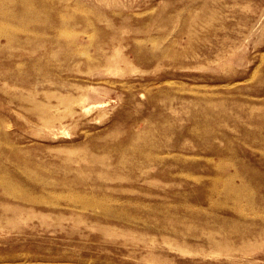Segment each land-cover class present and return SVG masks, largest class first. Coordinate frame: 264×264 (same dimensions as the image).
<instances>
[{"label":"rangeland","instance_id":"rangeland-1","mask_svg":"<svg viewBox=\"0 0 264 264\" xmlns=\"http://www.w3.org/2000/svg\"><path fill=\"white\" fill-rule=\"evenodd\" d=\"M25 2L0 0V264H264V0Z\"/></svg>","mask_w":264,"mask_h":264},{"label":"bare ground","instance_id":"bare-ground-1","mask_svg":"<svg viewBox=\"0 0 264 264\" xmlns=\"http://www.w3.org/2000/svg\"><path fill=\"white\" fill-rule=\"evenodd\" d=\"M26 2H27V0H26ZM26 2H25V3H26ZM25 17H26V16H25ZM28 17H29V16H28ZM37 23H38V22H37ZM37 23H36V24H37ZM4 28H5V27H4ZM25 31H26V30H25Z\"/></svg>","mask_w":264,"mask_h":264}]
</instances>
